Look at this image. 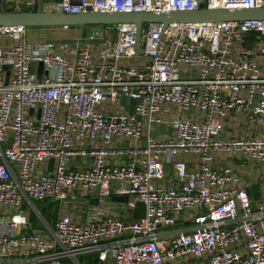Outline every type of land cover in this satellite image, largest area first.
<instances>
[{
  "label": "built area",
  "instance_id": "obj_1",
  "mask_svg": "<svg viewBox=\"0 0 264 264\" xmlns=\"http://www.w3.org/2000/svg\"><path fill=\"white\" fill-rule=\"evenodd\" d=\"M8 1L10 12L68 15L264 9V0ZM161 29L143 25L134 49L133 24L90 26L72 41L0 26V264H264V21ZM76 195H127L124 209L132 215L139 201L145 214L60 212L46 234L23 210Z\"/></svg>",
  "mask_w": 264,
  "mask_h": 264
},
{
  "label": "water",
  "instance_id": "obj_2",
  "mask_svg": "<svg viewBox=\"0 0 264 264\" xmlns=\"http://www.w3.org/2000/svg\"><path fill=\"white\" fill-rule=\"evenodd\" d=\"M245 20H261L264 21V9H208L201 6L197 11H167L157 13H81L78 15H68L60 12H0V26H24L26 28H55V27H70L78 28L81 37L85 36L87 26H103V25H119L133 24L136 27L135 46L137 48L139 35L143 25L157 23L164 29L175 23L195 24L204 22H237ZM39 73L42 70V65H38ZM4 69H8L5 67ZM31 113V112H30ZM11 147V140L9 141ZM49 172L53 160H50ZM111 200L115 203L126 204L129 201V196L116 197L111 196ZM91 204L97 206L98 199H91ZM145 207L139 202H134L132 212V220H139L144 217Z\"/></svg>",
  "mask_w": 264,
  "mask_h": 264
},
{
  "label": "crops",
  "instance_id": "obj_3",
  "mask_svg": "<svg viewBox=\"0 0 264 264\" xmlns=\"http://www.w3.org/2000/svg\"><path fill=\"white\" fill-rule=\"evenodd\" d=\"M11 8H3L0 12H10ZM77 33L79 32L78 29H73ZM69 32V31H68ZM67 32L61 33L56 28H30L28 31V37L30 40H52V39H60L65 37ZM126 104V101H123ZM256 187H253L255 190ZM257 193V191H256ZM256 193L255 196H256ZM95 199V197L86 198L80 195H76L73 198L67 200L64 203H59L51 200H45L42 202H34L37 203L40 207L36 210V214L40 219L41 223H45L48 229L53 230L56 220L58 218V214L60 212L70 215L74 220L82 221L86 214L90 211H97L100 210L104 215H111L117 213L120 218L124 221L132 220L130 212L124 209L123 204L115 203L111 200V198L106 199L105 201L99 202V205L94 206L91 204L90 200ZM122 206V207H121ZM31 207L34 209L33 205ZM23 210H28L27 205H23ZM30 224H32V228L42 233H48L45 226L40 225L35 228L33 221L31 219V211H30ZM44 225V224H43Z\"/></svg>",
  "mask_w": 264,
  "mask_h": 264
},
{
  "label": "rangeland",
  "instance_id": "obj_4",
  "mask_svg": "<svg viewBox=\"0 0 264 264\" xmlns=\"http://www.w3.org/2000/svg\"><path fill=\"white\" fill-rule=\"evenodd\" d=\"M8 7H12V2L8 1V0H4V2H2V8H8ZM89 27L90 26H87V27L84 28L87 33L89 32ZM73 29H78V28H73ZM73 29H71L69 32H67V34H65V37L60 38L58 40H62V41H72V40H74L76 38V32ZM61 33H64V32H61ZM79 35H81V34L78 32L77 36H79ZM126 104L128 106H130L132 103L130 101H126ZM177 159L184 160V161H189V162L194 161V158L191 157V156L178 157ZM32 205H33L34 209H32V207L29 204L27 205V209L31 211V219L33 221V224L35 225V228H37V225H38V227L40 225L43 227L44 225L41 223L40 219L38 218V216L36 214V210L39 209L40 207L38 206L37 203H33ZM38 222L40 223V225L38 224Z\"/></svg>",
  "mask_w": 264,
  "mask_h": 264
},
{
  "label": "trees",
  "instance_id": "obj_5",
  "mask_svg": "<svg viewBox=\"0 0 264 264\" xmlns=\"http://www.w3.org/2000/svg\"><path fill=\"white\" fill-rule=\"evenodd\" d=\"M255 190H256V189H255ZM254 193H256V191H254V190H253V195L255 196V194H254ZM256 195H257V194H256Z\"/></svg>",
  "mask_w": 264,
  "mask_h": 264
}]
</instances>
